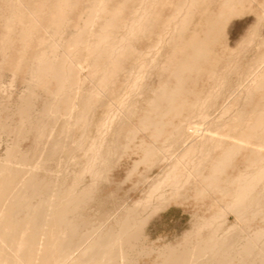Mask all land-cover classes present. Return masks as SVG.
<instances>
[{"label":"bare ground","instance_id":"obj_1","mask_svg":"<svg viewBox=\"0 0 264 264\" xmlns=\"http://www.w3.org/2000/svg\"><path fill=\"white\" fill-rule=\"evenodd\" d=\"M181 1L182 0H164L160 3L157 11H161L166 7L173 8ZM246 1H252L259 4V6H262L261 15L257 13V22L264 20L262 19L264 18L262 16V12L264 13V0H191L188 5H181L180 8L185 10V12L183 11L182 14L178 13V15H181L180 18L175 17L174 27L179 24L178 30L165 31V34L169 35L168 39L171 44L167 47L169 48V51H167L168 55L166 54V62L162 64L160 62L162 67H159L163 68L160 69L161 71L163 70V74L168 71V78L170 77V79L167 81L165 80V82L162 83V80L159 77V81L161 80L162 84L160 85V82L158 83L160 86L154 89V96L149 97L147 100L145 99L146 103L144 104L148 106L146 107L147 113L145 112V115L139 117L140 124H138L141 125L140 128H143V130H147L146 128L148 127V129H150V127H152L153 130H155V133L169 132V135L165 137V141L163 142L169 141L172 143L175 141L177 142V145L178 142H181V146L184 148H181L183 151L180 153L182 154V157H186V160L183 161V163H181L182 160H178L169 165L167 169L163 168V170H165L163 178L160 176H157V178H155L156 180L152 178V180H154V182L152 181L153 184L141 198L124 207L118 206L116 211L111 215V224L106 231L101 234L99 233L97 237L91 239V232L89 230L87 231L85 229L84 231L82 229L85 220L81 219L77 213L82 204L90 201L96 187L95 176L101 172L97 167L98 171H96L93 164L98 162L104 154H107L109 149L112 147V144H118L121 139V128L123 126H120L121 128L119 129L116 128L117 130L115 131H113V128V135H108L109 133L107 134L109 138L110 136H115L113 139L111 137L112 142L110 139H108L109 141L107 140L111 145L108 144V142H105L107 139L106 137H103V140L99 139L96 142L93 148L94 153H92V156L90 155V159L86 161L88 166L85 165L83 173L78 172L75 169L77 167L76 165H78L76 162L78 155L74 151L79 147H84V143L81 138L85 137L84 134L86 131L85 127H87L86 124L91 123L90 119L92 118L88 117L89 113L93 108L101 103H99L100 101L97 98L98 92L96 93L92 84L90 85L92 86L91 88H85L86 91L83 86H81L84 92L82 90V92L77 91L74 93L72 90L75 85L79 86L78 83L80 81L73 65L77 56H73L68 53L69 48L67 49L66 47L70 44V42L66 39L57 38L58 33H60L61 28L63 27V22H66V15L57 14V11L55 10V0H0V3L6 4L5 7L7 9V15H4V13L0 10V20H2V25L0 23V27L2 28L0 31V49H3L4 53L5 50H8L9 52V50L11 51V49L14 48V43L18 41L20 42L19 44L21 47H18L19 49L16 50L14 49L15 51L18 50L16 53V62L14 60L16 58L14 56L15 54L11 55L10 53H6L4 56H6L5 58L8 57L10 59L11 56L15 57L13 59L14 62L12 61L13 63L11 64H13L15 69L18 68L16 72L20 71L19 69L22 67L27 69L26 82L28 87L31 88L29 94L20 99L15 106L13 113L18 116L19 121L12 123L11 115H6L5 118H1L3 115L0 114V126L2 127L1 129H3L1 131H6V134L9 133V135L10 133H13L12 136L14 135L13 137H15V140H12L13 144H11L12 146L10 149L7 146L9 149L8 152L6 151L8 155L5 153L7 160L4 161V164L0 165V264H23L24 260L32 262L29 264H33L34 258L35 248L34 242L31 240L32 234L21 235L16 231L17 226L15 222L18 220L17 216H6V207L9 205L10 207H19V209L24 211L23 214L29 217V220L33 222V227L36 230L43 231L48 248H46L42 254V259L37 264L48 263V252H51L49 247L52 246L54 244V240L59 238V236L63 233L61 232L62 230L59 231V234L51 232V229L53 228V221L57 222L55 228H63L65 235L69 238L68 243L60 240L57 242L59 243L58 246L61 248V252L59 251L60 256L58 257V264H136V260H128V257L129 255L134 254V252H131V249L134 248L138 239H140L141 231L145 224V217L143 216L144 212H149L150 214L166 208V205L176 201L178 197L187 195V191L193 188H195V195L193 194L194 200L196 195L202 196L207 193L209 194L208 191L221 193L222 196H220V198L222 197V199L229 198L226 202L227 207H229L228 209L230 212L232 211L235 216V221H233L234 223L227 225L226 220L221 222L222 224H218L220 222H217V220V223H215L214 219L216 216H209L210 218H207L206 220L199 218L202 221H198L194 226H192L191 230H188L185 233L182 237L184 240L183 242H178L176 246L169 244L164 246V248L157 253L152 264H264V33L262 30H260L261 33H259V27L255 25L248 30L245 37H243V39L238 43V49L236 48L238 52L240 53L241 51H245V53H248L244 54L242 58H244L245 55L251 56L248 65L245 63L247 59H245L244 62L241 61L240 63L238 60V67L239 65L241 67V64L244 63V66L241 67V72L238 71L240 67L239 69L236 68V61L234 63L235 66L234 64L233 66L231 65L234 61V59H231L233 60L231 62L229 61L231 64L227 62L228 65L226 63L220 73V69L218 70L219 63H221L220 61H223L222 57H224L223 54L226 51L216 53L218 50L215 51L214 48V46L216 47L217 42H219V38L224 32L225 25L230 18L245 13L246 10L245 7H243V4ZM73 3H76V6L73 9L78 8L81 4V0H76V2H73V0H66L64 6L69 8V6ZM99 6H102V0H98L96 4L94 2L93 7L90 9L91 14H88L86 19H84L85 17L83 16V12L81 10L73 11L71 15L73 16V14H77L75 16H77L78 19L76 21L75 17L74 25H72L73 31L70 33L74 39V43H77L82 47L80 50L86 51L87 53L89 49H95L92 51L93 53H96L97 58L91 61L90 69L92 72H90L89 75L90 81L87 80V82L95 81L96 83L101 82L100 76L113 81L116 77L115 71L123 66L127 55H129L130 51H132V40L128 37V34L123 27L124 25H121L120 27L116 25V22L118 24L119 22L110 10L103 9V12L105 13L102 14L108 15L107 12L110 11L113 17L110 18L108 23L101 21V18L97 17V14L102 10ZM123 8H136L141 10V15L138 21L139 26L142 28L151 27L147 22V12H143L142 10L143 5L141 2L139 3L136 0H130L128 1V5ZM29 9L33 12H28ZM178 10L179 9L176 6L175 11ZM247 11L249 12L251 9L248 8ZM35 13H39L40 16L43 15V28L45 31L47 29H51L52 25H57L56 36H54L53 32H49L48 36H41L39 38L40 41L38 43L35 42ZM94 26L100 28L101 31L96 33L98 34V37L95 36V39H97L92 43L91 37L88 35L87 31L90 30V27ZM40 27L42 31L43 28L41 25ZM108 27H113L115 30L112 32L108 31ZM64 28H67V26H64ZM65 34L66 31H63V35ZM258 34H260V36L259 38H256ZM253 39H258L257 43L254 45V40V43H252L253 46L251 45L249 46L250 48L248 47L246 49V46L251 44L250 42ZM38 46L39 50L37 51L35 48ZM15 51L12 53H15ZM227 52L229 53L230 50ZM232 52L234 53V51ZM232 52L230 55H232ZM79 55H81V51L79 52ZM230 55H226L227 58L229 57L230 59ZM237 56L234 54V57ZM235 59L237 60L238 58ZM0 62L2 63V61ZM5 62L8 61L5 59ZM5 62L2 63V66L7 64ZM156 65H159V62L158 64L156 63ZM206 65L207 67L209 65L210 68V71L208 68L209 74L206 76L209 77V75H211V79H215L216 76V79H226L228 74L231 72L228 69L231 68L232 70L234 67L238 69L237 71L239 73L237 74H239L240 77L243 76L241 77L243 80H240L241 82L238 81V92L236 89L234 92L238 93L239 98L244 96V100L242 99V105L240 106L238 105V101L240 99L237 101L238 97H236L237 102H235L238 105V110L237 113L234 114V117H237V120H241L238 119V117H247L248 122L241 125L238 130L226 129L224 132L226 131L227 133H221L223 136L240 139L238 140L240 141L238 144L235 141H221L219 138H217L218 140H215V135H209L203 131V127L198 125L195 126L188 122L187 119L191 120L188 116L185 117L184 122L181 121L176 125L172 123L174 118H168L170 114L177 117L179 115H183L182 112H184L185 109L187 110L188 106L192 108L193 105H191V102L188 101L187 95L190 97L191 93L195 95L198 92L195 93L194 90L189 89L190 87L186 88L185 84L190 79V81H192L193 78L195 79L194 82H197L196 79L198 78L197 80H199V78L203 76L200 75L199 77L198 75L204 71ZM103 66L105 67V70L103 69ZM139 67H141L139 68L140 70L137 69L136 71V74L138 73V77L143 73L141 70L143 67ZM164 68L166 72L164 71ZM98 69H102L103 74L96 77V72H93V70L96 71ZM144 69L146 68L144 67ZM152 69H155V64ZM206 70L207 69H205V71ZM156 71L154 73H156ZM159 75L161 76V73ZM230 75H232V73ZM138 77L136 78L139 79ZM141 77L142 76H140L139 79L140 81ZM137 79L135 81L138 82L139 80ZM171 79L174 81H170ZM222 81L218 84L222 83L221 85L225 86L224 84L226 83V80ZM81 82L84 83L83 80ZM230 82L231 81H228V84H230ZM39 84H41V86H45L44 95L47 97L44 99L42 106L39 109H35L36 107L33 99L34 96H37L35 88ZM189 85L190 84H187V86ZM221 85H219L218 88H220ZM133 86L135 85L133 84ZM136 86L138 87V83ZM52 87L56 90H50ZM84 87H87V84ZM215 89L213 90L216 93ZM4 90L3 92H5ZM200 90H202L203 93V89ZM208 90V93L212 92L210 91L212 88ZM220 90L221 89H219V91ZM200 93L201 91L197 95H202V93ZM193 94L192 96H194ZM207 95L209 94L204 95V97ZM212 96L214 97V95ZM99 97L102 96L99 95ZM195 97L197 96L192 98L196 99ZM233 99L235 100V98H232L231 100ZM208 100L205 101L207 104ZM196 101L200 104H197L198 102L193 103L196 104L194 107L195 110L196 106L204 105V101L201 97H198ZM133 102L134 101H132V103ZM136 103L137 101L135 104H131L130 102V106L127 105V107H125H130L132 109ZM236 103L232 102L231 104ZM103 104L108 106V103L106 102ZM135 107H137V105ZM124 108L122 107V109ZM126 108L124 109L125 111ZM0 109H2L1 105ZM134 109L136 108L132 109L135 112ZM143 109L145 110V108ZM222 109L224 111L225 107ZM109 110L110 108L106 109L108 114H110ZM119 110L121 111V109ZM127 111L131 110L127 109ZM224 113L225 111L222 112V114ZM222 114L221 116H223ZM91 115L92 112L90 116ZM205 116V122H209L211 120L213 121L211 125L215 127V130L216 127H218V123L221 121L226 122V119L222 120L223 118L220 116L217 118L213 117L214 119L212 117L209 118L210 116L208 117V115ZM118 117L126 118L127 116L124 117L121 115ZM129 117L127 118L128 121ZM93 121L94 119L92 120V126ZM115 121H117V119ZM97 123L99 124L100 121H97ZM101 123L99 125H101ZM171 125L172 127L170 130L167 129ZM78 126L81 130L83 129V135H80V139L77 137L79 141L76 140V142L74 141L75 138H73L74 140L72 139L71 132L75 130V127L79 128ZM205 128H208V126ZM210 129L211 131H214L212 128ZM131 130L132 129H130L129 132V138L134 135L133 130ZM140 130L143 131L142 129ZM206 131L210 130L207 129ZM231 132L233 135H231ZM161 133H156L157 135H154L158 138ZM124 135L127 137L126 134ZM29 137L32 139V145L30 148L24 150L19 148V142L24 139H29ZM199 137L200 139L202 137L200 144L198 143V140H200ZM203 137L205 141H202ZM157 138L154 140H157ZM211 138L213 139L210 140ZM9 139V142H12L11 138ZM124 139L126 140V138ZM206 140L210 141L207 142ZM132 141L133 139L130 143ZM128 143L129 142H127V144ZM151 144L155 146V144ZM151 144H149V146ZM164 144H161L159 149L164 147ZM89 148H91V146ZM151 148L154 150V147L147 148L146 150V156H150V158H152V155L149 154L150 151L152 153L157 150L153 151ZM163 149L164 148H162L161 151H163ZM181 149L178 150L180 151ZM80 150L82 149L79 148L76 152H79ZM161 151L158 150L160 153ZM112 152L115 151L113 150L110 153L108 152V155H112ZM143 153L145 154V152ZM237 154H242L245 158V168L233 177L225 175V171H228L227 167L231 164ZM75 155H77V157ZM161 155L163 154L161 153ZM83 156L85 157L86 155L83 154ZM74 157H76V159ZM143 157L144 158H141L142 160L145 159V155ZM164 157L166 158V155ZM97 158L99 159L97 160ZM71 159L72 161H75L74 163L76 165L72 162L75 168H73V165L71 164L72 169L75 170L70 169V172L68 171V173L65 171H67L66 169L70 167L69 165L71 163ZM101 160L106 159L102 157ZM54 161L57 162H55L56 167L54 166L56 170L51 169V163L53 162V164H55ZM101 163H105V161H101L100 165H102ZM229 168L230 167H228V169ZM40 170H43L44 173H40ZM102 170H104V167ZM3 173L6 174L4 175ZM84 173L89 174L91 183L79 188V183H81L84 179ZM1 174L3 175L1 176ZM191 177H194V179L198 181V184L195 183L193 188L190 186L191 183H188ZM165 181L167 183H165ZM184 192H186V194H183ZM34 194H36L37 201L35 202L34 199H32L30 204L28 201L34 196ZM214 195L216 197V194ZM218 201L215 202L214 200V202L217 203V206ZM110 204H112V202ZM221 206L220 208H222ZM225 206L226 204L223 207ZM223 209L225 211L228 210L227 208V210L222 208L221 212L219 211L217 213H222ZM225 213L227 212H224L223 215ZM219 216L223 218L221 214ZM217 219L220 218L217 217ZM254 219H258L259 224L252 228V226H250V221H246L251 220L252 222ZM22 237H25V239ZM76 238L78 240L77 244L87 242L88 245L82 253L68 255L67 252L63 251L65 245L67 246L71 244ZM150 250L152 251V249Z\"/></svg>","mask_w":264,"mask_h":264},{"label":"rangeland","instance_id":"obj_2","mask_svg":"<svg viewBox=\"0 0 264 264\" xmlns=\"http://www.w3.org/2000/svg\"><path fill=\"white\" fill-rule=\"evenodd\" d=\"M97 1L98 0H81V4L78 6V8L73 9L76 6V3H73L72 5L69 6V8H67L64 6V3L66 2V0H55V2H56L55 3V5H56L55 10L57 11V14H61V15L65 14L66 15V22L65 21L63 22V27L61 28L60 33H58L57 38L58 39H66L68 42H70V44L66 47L67 49L69 48L68 53L72 54L73 56L74 55L77 56V59L74 60L75 62L73 63V65L75 67L77 77L80 80L78 83L79 86L80 87L83 86L84 89L88 88V87L91 88L92 86H94L96 93L98 92L97 98L100 101L99 103H101L92 109V111H91L92 115L91 116H90L91 112L89 113L88 117L92 118V119H90L91 123L86 124L87 127H85V129H86L85 134H84L85 137L81 138L82 142L84 143V147H79L80 149H82L79 152H76L77 150H79V148L75 149V151H74L78 155V159H76L77 155H75L76 157H74L76 159V162L78 163V165H76L74 163L75 161H72V159H74V158H72L71 163L69 165L71 168L68 166L69 168H67L66 169L67 171H65V172H68V171L70 172V169L71 170L76 169L78 172L83 173V168L85 167V165H87L86 161L88 159H90V155L92 156V153H94L93 148H94L96 142L99 139L106 137L107 139L105 140V142L107 143L109 141L108 139L111 140V137H112V139L115 137V136L114 137L110 136V138H109V136H108V135H113V132H112L113 128H114L113 131H115V130H117L123 126L121 128L122 134L120 137L122 140L120 139L118 144L117 143L112 144V147L113 148L116 147V148L113 149L111 147L108 151L110 153L111 151L114 150L115 152L111 153L113 156L108 155L109 153L107 152V154H104L102 156L107 161L101 160L102 157L100 159L103 162L105 161V163H101L102 165H100L101 161L98 160L99 158H97L98 162H95L93 164L94 169H96V171H98L97 170V168H98L99 171H101V172L96 174L97 179L95 176V180H96L97 184L95 183L96 187L94 189V192L92 194L90 201L82 204L81 208L78 210V213H77V215L80 216L81 219L85 220L84 226L82 229L84 231L86 229L87 231L89 230L91 232V234H92V236H90L91 239L97 237V235H99V233L101 234V233L106 231V229L111 224V220H112L111 215H112V213H114L116 211V208L118 206L124 207L126 205L132 204L133 202L137 201L139 198H141L149 190L150 186L153 184L154 180H156L155 178H157V176H160L161 178H163L164 174H165L164 173L165 170H163V168L167 169L169 167V165L173 164V162H176L178 160H182L181 163H183V161L186 160V157L185 158L182 157V154H181L183 151L181 149L183 147V146H181V142H178V145L176 144L177 142H175V141H174L175 143L174 142L171 143L169 141L163 142V141H165V137L169 135L168 134L169 132H167V133L156 132L157 134L161 133V135H160L161 138L160 137L157 138V136H155L157 134L155 133V130H153L152 127H150V129H148L149 127L146 128L149 131L143 130V128H140L141 125H139L140 124V122H139L140 118L139 117H142L143 115H145V112L147 109L146 107H148V106L144 103H146V100L149 97L154 96V93H153L154 89L158 88L163 82H165V80L167 81L170 79V77L168 78V73H167L168 71L166 72L165 68H164V71L167 74L166 73L163 74V70L162 71L160 70L163 68H159V67H162V65H161L162 63L166 62V56L168 55L167 51H169V48H167V47H169L171 44L169 42V39H168L169 35L165 34V31L166 30H178L179 24H177L174 27L175 17L180 18L181 15H178V13L182 14L183 11L185 12V10L180 8L181 5H188V3L191 2V0H182L181 2H179L178 5H176L177 8L179 9L178 11H175L176 6H174L173 8L166 7L161 11H157V8H159L160 3H162L164 0H136L139 3L140 2L142 3V5H143L142 10H143V12H147V22L149 23V26H151L148 28H142L139 26V23H138L139 17L141 15V10H138L136 8H134V9H132V8L124 9L123 8L124 6L128 5V1H130V0H102V6H99V8L102 10L99 13L97 11V13H98L97 17H100L101 21H105L106 23H108L110 18L113 17L112 14L110 13V11H111L119 22V24L116 22V25L119 27L121 25L122 26L124 25L123 27L126 30L128 37L132 40V51H130L129 55H127V58L123 64V66L120 69L115 71L116 77H115V79H113V81H111L108 78H105L103 76H100L101 74H103L102 69H98L96 71L93 70V72H96V75H97L96 77H99V76L101 77L100 78L101 82L96 83L95 81L89 82L90 81L89 75H90V72H92V70L90 69L91 61L93 59L95 60L97 58L96 53H93V51H92L95 49L91 48L87 51V53H86V51L80 50V49H82V47L79 44L74 43V39L70 33H71V31H73L72 25H74L75 17H76V21L78 19L77 16H75L77 14H73V16H72L71 13H73V11H75V10H81L83 12V16L85 17L84 19H86V16L88 14H91L90 9L93 7L94 2L96 4ZM165 1H169V0H165ZM73 2H76V0H73ZM246 2L243 4V7H245V10H246L245 13L230 18V20L225 25L224 32H223L224 34L222 33L221 37L219 38V42H217V44H216V47L214 46L215 51L218 50L216 53H221V52L226 51L223 54L224 57L226 55L227 56L230 55V53L232 51H234V53L232 52V55H230V59H229V57L227 58V56L225 58L222 57L223 61H220L221 63H219V67H218V70L220 69V73L222 72L221 70L224 67V65H226L227 62L230 63L231 61H233L231 59H234V61L232 62V64L231 63L230 64L233 66V64L236 61V68H238V69L240 67V65L238 67V60L240 63L241 61L244 62V60L247 59V61L245 63L247 65L249 64V62H250L249 60H250L251 56L245 55V57L242 58V56L244 54H248V53H245V51H243V52L241 51L240 52L241 55H240V53L237 50L238 49V43L243 39V37H245L248 30H250L253 26L257 25V27H259V30H258L259 33H261L260 30H262V32L264 33V20H262L261 22L258 21L259 23L257 22V16H258L257 13L261 15V11H262L261 7L262 6L261 5L259 6V4L252 2V1H250V2L246 1ZM5 6H6V4L0 3V10L2 11V13H4V15H7V9ZM248 8H250L251 11L248 12L247 11ZM103 9L104 10H110L107 12L108 15L102 14V13H105V12H103ZM30 10L31 9H29L28 12L32 13L33 11H30ZM252 10H256V11H252ZM35 14H36V21H35L36 26H35V30H34V34H35L34 37L36 38L35 42L38 43L40 41L39 38L41 36L42 37L44 35L48 36L49 32H53L54 36H56V30H57L56 26L57 25H54V26L52 25L51 29H47L45 31L43 28V25H44L43 15L40 16L39 13H35ZM263 14L264 13L262 12V16L264 17ZM31 17H34V16H31ZM32 19H34V18H32ZM262 19H264V18H262ZM0 21H1L0 23L2 25V20H0ZM80 23H81V19H80ZM100 24H102V23H100ZM40 25L43 28L42 31H41ZM64 26H67V28H64ZM89 29L90 30H88L87 32H88V35L91 37V42L93 43L97 39V38L95 39V36L98 37V34H96V33L101 31V29L98 27H95V26L90 27ZM1 30H2V28L0 27V31ZM113 30H115V28L108 27V31L112 32ZM63 31H66L65 35H63ZM259 36H260V34H258V36L257 37L255 36V37L259 38ZM254 40H255V43H254ZM257 40L258 39H253L250 42L251 44L248 43L249 45L246 46V49L251 45L253 46L252 43H254V45H255L257 43ZM19 43H20L19 41L14 43V48L12 47L13 49H11V51L9 50V52H8V50L6 51L4 49L5 50V53H4L3 49L2 50L0 49V61H2V63H3V62H5V59H6V61L9 62V63L5 62L7 64H5L4 66H2V63L0 62V67H1L0 68V78H1L0 79V105L2 107V109H0V112H1L0 114L3 115V116H1V115L0 116H1V118L2 117L5 118L6 115H11L12 120H15V121L11 120L12 123L19 121L18 116L13 113L15 110L16 104L20 101V99L27 96L31 90V88L28 87L27 82H26V79H27V71L26 70L27 69L25 67H22V68L20 67L21 68V69H19L20 71L16 72V70H18V68L15 69V67H13V64H11L14 62V60H15V62L17 60L16 53L18 52V50L17 51H15V50L19 49L21 47V45ZM15 44H17V45H15ZM38 48H39V46L35 49L38 51L39 50ZM229 50H230V52L228 53L227 51H229ZM1 51L3 52V54ZM14 51H15V53H12ZM80 51H81V55H79ZM236 51L238 53V56H237ZM6 53L7 54L10 53L11 55L15 54L14 56L16 58L14 56H11V59L8 57L5 58L6 56H4V55H6ZM234 54L237 57H234ZM246 57H248V58H246ZM235 58H238V59L236 60ZM158 62H159V65H161V66L156 65V63L158 64ZM160 62H161V64H160ZM228 63H227V65H228ZM154 64H155V69H152V68H154ZM139 66L143 67L141 69L143 73L141 75L140 74L141 72L139 71L140 75L138 77L137 76L138 73L136 74V71H137V69L141 68ZM157 66H158V68H157ZM234 66H235V64H234ZM243 66H244V63L241 64V67H243ZM144 67L146 69H144ZM206 67H207V65L205 66L204 71H205V69H207L206 71H208L209 65L207 68ZM241 67L239 70L234 67L232 69V70L236 69L234 71H232L231 68H229L228 70L231 71L230 74L232 73V75L228 74V77L226 79H223V78L222 79H220V78L216 79L217 76L215 77V79H211L210 78L211 75H209V77H207L206 75L209 74L210 68H209L208 72L205 71L206 74L204 73V71H202L201 74L199 73V75H198L199 77H200V75H203V76H201L200 77L201 79L199 78V80H197L198 79L197 78L196 79L197 82H194L195 81L194 78L192 79V81H190L191 80L190 79L185 84V87L186 88L190 87L189 89L194 90L195 93L198 92L195 95L193 93H191V94L189 93L190 97H188V95H187L188 101H190L191 105H193L192 106L193 109L190 108V106H188L187 110L186 109H185V111L183 110L184 111V112H182L183 115H179L180 118H179V116L177 117V116L171 115V114L168 118H174L172 123L174 125H176L177 123H180L181 121L184 122L185 117L188 116L191 118V120L187 119L188 122H190L191 124H193L195 126L198 125V126L203 127V131H205L209 135H212V136L215 135L216 136V137H214L215 140H218L217 138H219L221 141H229V142L235 141V142H237V144L240 143V141H238L240 139H238V138L234 139V138H231L230 136H229L230 137L229 138L227 136H223L222 134L226 132V131L224 132V130H226V129H228V130L237 129L238 130L241 125L248 122L247 117H242V118L238 117V119H241V120H237V117L236 118L234 117V114L237 113V110H238L237 106L242 105V99L244 98V96H241L239 98L238 93L234 92L235 89L238 92V86H237L238 81L243 80L241 78L243 76L240 77L239 74H237V73L242 71ZM103 69L105 70L104 66H103ZM143 70H145V71H143ZM155 71H156V73H154ZM158 71H161V72H158ZM233 72L236 74H234ZM160 73H161V76L162 75H164V76L161 77L159 75ZM240 75H241V73H240ZM140 76H142L141 81L139 80ZM165 76L167 77V79ZM229 76H230V78H229ZM136 77H138L139 79H137ZM159 77L162 80V83H161V80L159 81ZM212 78H214V77H212ZM81 79L84 81V83L87 84V87H84V86H86V84L81 82L82 81ZM96 79H98V78H96ZM136 79L139 80L140 82L135 81ZM87 80H89L88 81L89 85H88ZM220 80L221 81L226 80V83L224 82L225 86L221 85L222 83L218 84L221 82ZM170 81H174V80L171 79ZM216 81H217V84H216ZM228 81H231L230 84H228ZM93 82L96 84H94ZM136 82L138 83V87L136 86V84H137ZM189 82H192V83H189ZM193 82L196 83L197 86ZM91 84H92V86H90ZM133 84L136 87L133 86ZM187 84H190V85L187 86ZM219 85H221L220 88H218ZM79 86H77V85L74 86V88L72 89L74 93L77 91L82 92L83 89H82V87L80 88ZM216 86L218 89L216 88ZM223 87H224V89H223ZM44 88H45V86H43V85L41 86V84H39L35 88V92L37 91L36 92L37 96H34V99H33L35 107H36L35 109H39L42 106L44 99L47 97L44 95ZM192 88H194V89H192ZM205 88H206V90H205ZM210 88H212V90H210L212 92L208 93V91H209L208 89H210ZM200 89H203L204 94L202 93V90H200ZM213 89H215L217 94L214 92ZM219 89H221L222 91L221 90L219 91ZM3 90L6 93L3 92ZM50 90L55 91L56 89L54 87H52ZM85 91H86V89H85ZM149 91H151V92H149ZM200 91H201L202 95L198 96L197 94H199ZM217 91H219V92H217ZM83 92H84V90H83ZM213 92H214V94H213ZM210 93H211V95H210ZM192 94L194 96H197V97H195L196 99L198 97H201L202 100L204 101V105L202 104L203 106H201V105H198L201 107L196 106V110H198V111H196L194 108L196 104H193L195 102L197 103L198 101H196V99L192 98V97H194V96H192ZM206 94H209L210 96L207 95L206 97H204V95H206ZM99 95H101L102 97H99ZM212 95H214V97ZM231 96H234V97H231ZM203 97H204V99H203ZM216 97L218 98V100ZM236 97H238V99ZM136 98H137V100H136ZM232 98H235V100L234 99H233L234 101L231 100ZM236 99H237V101L240 99L239 100L240 102L238 101V105L236 103L237 102ZM130 100L134 101L133 102L134 104L137 101V103H136L137 107H135L136 105H134L133 107L131 105L132 109L136 108V109H134L135 112L130 107L126 108L127 105L130 106L129 105L130 102H131V104H133L132 101H130ZM193 100H195V101H193ZM206 100H208V104H207V102H205ZM192 101H193V103H192ZM104 102L108 103V106L103 104ZM199 102H200V100H199ZM199 102L197 104H200ZM209 102H213V103H209ZM232 102L236 103V104H231ZM209 104H211V105H209ZM213 105H215V106H213ZM233 105H235L237 107V109ZM122 107L123 108L125 107L126 111L124 110L125 108L122 109ZM224 107H225V110H224L225 113L222 114V112H224L222 108H224ZM6 108L8 109V111ZM109 108H110V110H109L110 114H108L106 111V109H109ZM143 108H145V110ZM119 109H121V111ZM127 109L131 110V111H127ZM226 111H227V113H226ZM106 113L108 114V116ZM219 113H220V115H219ZM120 114L124 117H126V116L127 117L126 118H123V117L120 118V117H118V116H121ZM130 114H131V116H130ZM221 114L223 116H221ZM205 115H208V117L210 116L209 118H211V117L217 118L220 116L223 118L222 120L226 119V122L221 121L220 123H218V125H217L218 127H216V130H215V127L213 125H211L213 122L212 120L209 122H205V120H204V117H206ZM172 116H174V117H172ZM117 117L119 118V120ZM128 117H129V121L127 119ZM113 118H114V121H113ZM93 119H94V121H93V126H92V120ZM116 119H117V121H115ZM121 119H125V120H121ZM193 119H195V120H193ZM97 121L98 122L100 121V123L102 122L101 125H99L100 123L98 124ZM108 121H109V123H108ZM120 124H122V125H120ZM172 125L169 126L167 129L170 130ZM101 126H102V128H101ZM207 126H208V128H205ZM1 128L2 127L0 126V162L2 161L3 163L1 162L0 165L4 164L5 163L4 161L7 160V156H5L7 154L6 151L7 152L9 151L10 147L12 146L11 144H13L12 140H15V137H13L14 135L12 136L13 133H10V135H9V133L6 134L7 132L1 131V130H3ZM210 128H212V130H214V131H211ZM79 129H80V127L79 128L75 127V130H73L71 132L72 139L75 138V140L73 139L74 141H76V140L79 141L78 138L80 139V135H83V133H82L83 129L82 130L80 129L81 132L79 131ZM130 129L133 130L134 135L129 138ZM140 129H142L143 131H141ZM207 129L210 131H206ZM150 130H151V132H150ZM126 131H127V133H126ZM135 131H136V133H135ZM110 132H112V133H110ZM219 133L220 134L222 133V134L220 135ZM5 134H6V136H5ZM124 134H126L127 137ZM2 135H3V137H2ZM231 135H233L232 132H231ZM122 136H123V138H122ZM153 137L157 138V140H154L155 138H153ZM9 138H11L12 142H9L10 141ZM124 138H126V140ZM132 139H133V141L130 143V141ZM199 139H200V137H199ZM201 139H202V137H201ZM201 139L200 140L197 139L199 144L201 143ZM212 139L213 138H211L210 140H212ZM210 140H206V141L208 142ZM21 141L19 142L18 145H19V148H21L23 150L30 148V146L32 145L31 144L32 139L30 137H29V139H24ZM202 141H205L204 137H203ZM111 142H112V140H111ZM127 142H129L128 143L129 145L127 144ZM124 143H125V145H124ZM151 143L155 144V146H153ZM108 144H110V142H108ZM149 144H151V145L149 146ZM161 144H164L163 145L164 147H161V149L164 148L163 151H161V149H159ZM92 145H93V147H92ZM123 145H124V148H123ZM7 146L9 147V149ZM90 146H91V148H89ZM127 146H129V147H127ZM145 147H147V148L154 147V150H153V148H151L153 151H155L157 149L155 152H152V153L150 151L149 154L152 155V158H150V156H146L147 148H145ZM118 148H119V150H118ZM141 148H142V150H141ZM178 149H181V150L179 151ZM158 150L161 151V153L164 156L166 155V158L163 155H161V153L158 152ZM164 150H166V151H164ZM143 152H145V154ZM154 153H159V154H154ZM83 154L86 156L84 157ZM142 155L143 156L145 155V159H146V157H147V159L142 160L141 158H144ZM153 155H154V158H153ZM80 156H81V158H80ZM82 157H84V158H82ZM148 158H150V159H148ZM56 161H54V163ZM72 162L78 168L77 167L75 168V166ZM106 162H108V163H106ZM161 162H163V163H161ZM56 163L55 164H53V162L51 163V165H52V166L50 165L51 169L56 170V168H55ZM79 163H80V165H79ZM71 164L73 165V168H75V169H72ZM103 164H106L107 166L103 165ZM95 165H97V166H95ZM245 165H246L245 158L242 156V154H240V155L237 154V156H235L234 160L228 166L230 168L228 169V167H227L228 171H225V173H226L225 175H229V176L233 177L234 175H237L239 171L243 170L245 168ZM103 167H104V170H102ZM40 173L43 174L44 173L43 170H40ZM3 174L5 175L6 173H3ZM3 174H1V176ZM86 174L87 173L83 174L84 179L81 181V183H79V188H82V187L91 183V179L89 177V174H87V175ZM98 175H99V177H98ZM161 175H163V176H161ZM152 178H154V180H152ZM192 178L194 179V177H191L189 179L190 182L188 181V183H191L190 186L193 188L195 183H197L198 181L196 179H194L195 180V182H194V180ZM165 183H167V182L165 181ZM194 190H195V188L189 189L188 191L186 190L187 195H185V196L183 195L181 197H178V199L176 201H173L172 203L166 205V208L158 210L155 213L149 214V212H144L143 216L145 217V224H144L143 229L141 231L140 239H138L134 248L131 249L132 250L131 252H134V254L129 255V257L127 256L128 260H136V264H152V262L156 258L157 253H159V251H161V249H163L164 246H166L168 244L176 246L178 242H180V243L183 242L184 240L182 237L185 235V233L188 230H191L192 226H194L198 221L199 222L202 221L201 219L206 220L207 218L209 219L212 216H214V217L216 216L214 219L215 223L220 222L218 224H222L221 222H223L224 220L227 221V223H226L227 225L228 224L231 225V223H234L233 221H235V216L232 213V211L230 212V210L228 209L229 207H227L226 201L229 198H223L222 199V197L220 198V196H222L221 193L216 192V191H215L216 193L213 191H208L209 194L207 193V194L202 195V196L196 195L197 199L195 197V200H194V198H193L195 195ZM183 194H186V192H184ZM214 194H216V197ZM111 197H113L114 199ZM36 198H37L36 194H34V196L28 202H30V204H31L32 199H34V201L36 202L37 201ZM220 199H222V200H220ZM214 200H215V202H217L219 200L218 206H217V203L214 202ZM111 202H112V204H110ZM219 202H221V203H219ZM225 204H226V206L223 207ZM220 206L222 208H225V209L227 208L228 209V210L226 209L227 211H225L223 209V211L227 212V213H225L223 215L224 212L222 211V213L218 214L217 212H219V211L221 212V209H222V208H220ZM170 208L172 211H170L169 213L164 215L165 213H163V211L170 209ZM111 209H113V210H111ZM108 212H109V214H108ZM23 213H24V211L19 209V207H17V208H16V206L10 207V205L6 207V216L12 217V216L16 215L18 218V220L15 222V224L17 226L16 231L21 235L32 234L31 240H33L34 248H35L34 249L33 264H37L42 259V254L44 253L46 248H48V245H46V238L43 235V231L42 230H36L33 227V222L31 220H29V217H27ZM220 214L223 216V218H221L219 216ZM161 216H165V217L164 218L162 217V219H160ZM217 217L220 219H217ZM180 218H183V221L185 222L184 223L185 226H183L184 228H180L178 230L175 227H173L174 226L173 221H176ZM199 218H201V219H199ZM216 220H217V222H216ZM249 221H250V226H252V228H254L255 225L257 226L259 224L258 219H256V220L254 219L252 222H251V220H248L246 222H249ZM56 224H57V222H55V221L52 222L53 228L51 229V232L55 233V234H59V231L62 230L61 232H63V233L59 236V238H56L54 240V244L49 247L51 249V252L46 251L49 254L47 264H58V260H59L58 257L60 256L61 248L58 246L59 243H57V242L59 240L60 241H66L67 243L69 242V240H68L69 238H68V236L65 235L63 228L62 229L61 228L56 229L55 228ZM176 232L178 233L177 235H176ZM22 238L25 239V237H22ZM77 241L78 240L76 238L72 241L73 244L76 243L75 245H73L71 242L70 243L72 245L71 244H69L67 246L65 245V248L63 251L67 252L68 255L69 254L82 253L83 250L88 245V243L85 242L83 244L82 243L77 244ZM150 249H152V251ZM109 258H111V257H109ZM129 258H132V259H129ZM29 263H32V262H28L25 260L23 262V264H29Z\"/></svg>","mask_w":264,"mask_h":264},{"label":"crops","instance_id":"obj_3","mask_svg":"<svg viewBox=\"0 0 264 264\" xmlns=\"http://www.w3.org/2000/svg\"><path fill=\"white\" fill-rule=\"evenodd\" d=\"M170 211H172L171 210V208L170 209H167V210H165V211H163V213H165L164 215H166L167 213H169ZM162 217L164 218L165 216H161L160 217V219H162ZM185 222L183 221V218H180V219H178V220H176V221H173V227H175L176 229H180V228H184L183 226H185V224H184ZM182 225V226H181ZM178 233L176 232V235H177Z\"/></svg>","mask_w":264,"mask_h":264}]
</instances>
